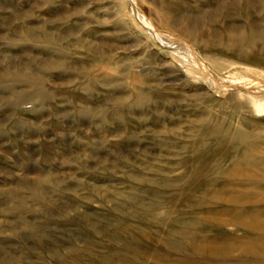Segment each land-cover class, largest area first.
<instances>
[{"label": "rangeland", "instance_id": "rangeland-1", "mask_svg": "<svg viewBox=\"0 0 264 264\" xmlns=\"http://www.w3.org/2000/svg\"><path fill=\"white\" fill-rule=\"evenodd\" d=\"M252 223L264 0H0V264H264Z\"/></svg>", "mask_w": 264, "mask_h": 264}, {"label": "bare ground", "instance_id": "bare-ground-1", "mask_svg": "<svg viewBox=\"0 0 264 264\" xmlns=\"http://www.w3.org/2000/svg\"><path fill=\"white\" fill-rule=\"evenodd\" d=\"M254 221V220H253ZM249 227H251L252 229H256V230H259V231H261V232H264V227L263 226H258V224H256V223H252V224H250L249 225ZM260 242H261V245H263L264 244V239H261V240H259ZM250 243V242H249ZM249 243L247 244V245H249ZM250 246V245H249ZM248 246H247V250H248ZM264 250V249H263ZM246 251V250H245ZM250 252V251H249Z\"/></svg>", "mask_w": 264, "mask_h": 264}]
</instances>
